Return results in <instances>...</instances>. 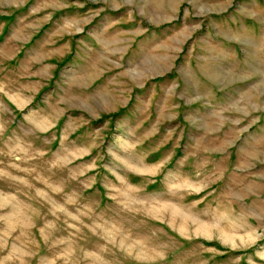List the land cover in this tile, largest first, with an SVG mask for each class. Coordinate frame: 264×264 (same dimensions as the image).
Segmentation results:
<instances>
[{"label":"rangeland","instance_id":"374dc122","mask_svg":"<svg viewBox=\"0 0 264 264\" xmlns=\"http://www.w3.org/2000/svg\"><path fill=\"white\" fill-rule=\"evenodd\" d=\"M0 264H264V0H0Z\"/></svg>","mask_w":264,"mask_h":264}]
</instances>
